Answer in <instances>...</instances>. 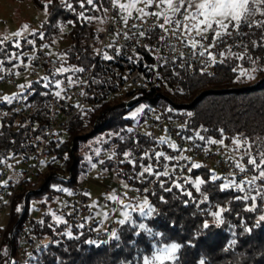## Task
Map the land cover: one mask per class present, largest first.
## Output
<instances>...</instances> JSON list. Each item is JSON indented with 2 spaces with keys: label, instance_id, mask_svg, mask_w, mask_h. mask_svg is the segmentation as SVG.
<instances>
[{
  "label": "trees",
  "instance_id": "obj_1",
  "mask_svg": "<svg viewBox=\"0 0 264 264\" xmlns=\"http://www.w3.org/2000/svg\"><path fill=\"white\" fill-rule=\"evenodd\" d=\"M36 2L45 10L44 4L48 2L44 3L40 0H36ZM73 3L75 4V0H73ZM103 7H108V4L105 2ZM77 11H80V9L77 8ZM45 12L46 18L40 24L41 29L37 30L45 33V39L43 41L37 40L36 47L42 44L48 45L60 39L63 30L52 27L53 24L61 25L63 29L69 25L70 45L64 48V53L67 54L68 59L63 62V66L79 67L91 64L94 60L92 47L100 40L103 33L106 12L103 10L99 12L91 11L89 14L99 17V19L93 20L90 24L78 21L75 14L59 6L58 0H53ZM254 19H264V17L257 15ZM68 21L74 23L69 24ZM241 31L251 32L254 30L242 28ZM255 31L256 34L250 37L251 40H259L260 33L258 30ZM26 49L32 48L29 46ZM233 51L241 53L248 51L256 58V63L250 64L246 61L233 59L226 61L223 65L216 64L214 73L171 71L173 79L182 83L183 92L155 87L131 106H128L125 99H117L114 102L105 101L84 108L76 119L60 131L58 138L52 141L48 156L36 173V176L39 175L43 165H46L48 171L41 183L35 188L25 184L17 190L10 221L0 244V264H141L144 255L150 254L157 246L170 242L182 245V249L178 253L180 256L178 264H199L201 259H204L206 264H264V224L257 228L254 225V218H258V215L264 214V212L245 213L241 211L236 216L225 214L226 222L224 225L219 228L210 226V229L203 230L200 225L205 217L199 214L193 215L197 212V209L192 204L185 206L180 200H177L175 196L178 193H175V189L173 190L175 195L162 192L155 182L147 183L143 180H136L133 169L128 163H120V160L117 161L114 158L111 161L109 160L113 150L120 154L124 149H132L138 157L140 150L135 148L131 139L121 143L118 138L113 137L108 144L103 143V141L99 144L96 143L101 137L107 140L109 133L121 128L132 127L141 148H155L157 151H164L168 155H178L179 152L173 151L167 145L160 146L156 143L159 136L154 129H151L150 132H144L136 127L137 124L146 121V116L141 115L138 118L139 123L132 119H125L131 108L141 101H146L148 103L146 108L148 114L154 115L155 118L159 117L173 121L186 137L193 136L195 131H199L203 127L209 129L208 132L201 131L206 139L211 137L219 140L221 136L217 129H224V136L226 137L231 138L236 134H240L252 140L254 142L253 154H255L256 146L264 141V75L257 81L251 82L247 78H238L237 73L232 71L231 68L233 65H237L239 69L257 63L263 64L264 48L252 49L249 46L248 49L234 48ZM76 55H79V57L76 58ZM31 62L33 63L34 60ZM9 67L11 65H5L6 70ZM56 68L58 67L53 64L43 65V74L32 81L34 90L25 100V104L31 106L29 117L34 121L37 131L40 133L45 132V128L49 123L48 102L54 96L51 93L57 90L53 87L48 95H41L40 93L49 91L43 87L42 77L49 76L51 78L55 74ZM259 69L264 72V68L259 67ZM69 75L71 73L55 77L63 80L62 88L68 84L66 77ZM76 76H78V73H76ZM73 79H75V76ZM0 97H2L1 94ZM168 109H171V111H168ZM189 112L193 115H186ZM0 125H2L0 127V133H2L0 135V158L7 157L6 159L12 165L19 163L24 155V146L29 137L31 124L28 119L23 118L19 125H14L13 117L5 116ZM20 125H25V127H20ZM185 125L187 127H184ZM146 133L151 134V136L145 135ZM122 135L130 136L131 134L122 133ZM170 137L172 136L170 135ZM193 140L206 150L208 148L216 149L220 146L218 144H207L206 141L198 139ZM59 141L63 142L59 143ZM172 141L175 142L173 139ZM175 143L181 149L182 144ZM224 143H231V139H225ZM95 148L101 149L99 157L95 156ZM109 151L110 154L106 153ZM13 154H15L14 158ZM87 156H92V162L99 164L102 169L114 170L120 178L127 182L129 187H147L149 191L142 194L130 191H122L119 194L127 192L128 195H147L150 203L157 208L159 215L147 217L133 212L134 221H128L124 225L118 224L116 229L118 237L114 239L110 235L106 238H94L92 228L96 224L87 225L86 223L85 228L82 230L76 227L79 223L73 224L72 231L74 235L79 236V239H69L60 234L62 231L67 230L65 225L54 226L53 228L47 226L52 222L49 212L44 211L42 215L32 217L31 202L33 200L44 206L53 201L57 214L64 215L67 221L70 217L67 213H71V211H67V208L72 207L73 195L80 193L82 198H85L84 200H88V196L84 195L86 191L82 188L86 174L91 168L89 161L86 159ZM53 158H55L54 162ZM99 161H103V163H99ZM189 161H170L169 168L171 169L177 163L186 165ZM245 161L247 162V157H245ZM161 162H163V158H161ZM144 163L147 164L149 161L145 160ZM151 163L155 167L156 161L152 160ZM137 164H139V160ZM200 164L204 167L193 170L191 173L187 172L179 175V177L191 176L195 178L201 176L207 181L209 170L218 171L208 160L204 159ZM136 171H139L138 167ZM218 175L225 176L227 174L221 173ZM235 176L239 180V174ZM161 179L165 178L161 177ZM180 182L183 183V180ZM53 184L69 188L73 191V195L69 196L67 193L56 191L51 187ZM165 186H168L166 180ZM187 187L193 191L194 197L199 198L191 185ZM205 190L210 196L211 203H221L222 206L234 209L240 208L238 203L228 204V200L233 197V193H220L215 190L212 184L207 183L202 186V191ZM153 191H155V195L151 194ZM160 195L168 200L167 204L159 200ZM181 199L188 198L182 197ZM56 203L62 204V206L57 208ZM65 204L68 206L65 207ZM17 207L21 211L17 212ZM91 213L93 212L91 211ZM241 215L247 226L253 227V232L241 233L239 219ZM40 221H44V223L41 224ZM140 223H146L148 228L152 230L151 234H149L147 228L140 230ZM25 224L26 232L29 235H51L52 240L48 247L41 252L31 250L28 259L19 262L16 246ZM233 239L237 243L235 246H230V241ZM87 240H96L97 244L90 245L86 243ZM103 241H107V243ZM5 248L8 249L7 255L3 254Z\"/></svg>",
  "mask_w": 264,
  "mask_h": 264
},
{
  "label": "snow or ice",
  "instance_id": "obj_2",
  "mask_svg": "<svg viewBox=\"0 0 264 264\" xmlns=\"http://www.w3.org/2000/svg\"><path fill=\"white\" fill-rule=\"evenodd\" d=\"M53 0H48L47 4H44L45 11H47L49 5ZM107 3L111 9H114L116 15L119 17L120 21L124 26V31H117L116 36H123L126 41L134 42L141 48L145 49L148 53L158 51L157 47H150L147 44L140 45V40L147 39L153 40L154 44L175 48V45H171L168 42L170 40H176L182 43L184 46L190 48L192 56H199L202 59L207 57L205 64L209 61L213 64H225L228 60L236 61H246L250 64L256 63V58H254L248 51L243 53L239 51H233L234 48H244L248 49L249 46L252 49L264 48V19H254L257 15L264 17V0H58L59 6L63 7L66 11H69L76 15L78 21L91 23L93 20L99 19V17L90 15L91 11L99 12L103 10L104 12L109 11V7H103L104 3ZM87 6V7H86ZM77 8L80 11H77ZM150 18H154L153 22L149 23ZM133 21L131 25L129 22ZM162 21V22H161ZM69 24L74 23L73 21H68ZM43 27V25H42ZM52 27L63 30V26L53 24ZM30 26L24 24L19 31L12 33V38L9 36L0 37V72L7 71L13 75H19L20 67H27L28 64L25 63L26 52L24 49L31 47L33 52L36 51V41H43L45 39V33L43 31L32 30L28 32ZM242 28L253 29L254 31H241ZM258 30L260 33L259 40H251L250 37L256 34ZM28 32L27 35L25 33ZM235 33V35H233ZM209 34H211V39H209ZM231 41V43H229ZM241 41H244L241 43ZM207 42V44H205ZM49 45L42 44L41 48H48ZM108 48L114 49L115 55H109L108 51L101 52L97 50L96 55L100 56L102 60L113 61L114 59L122 55V50L120 47H116L115 43L109 44ZM223 50H219V49ZM199 49V51H197ZM213 50H218L214 54ZM133 55H127L126 58L130 63H138L143 60V57L136 53L133 49ZM48 55H52L51 52ZM66 55L58 57L61 60V66L55 69V74L50 78L49 76L42 77L44 81L43 87L48 89V92H42L41 95H48L52 88L57 89L52 92L55 97L59 99H64L62 92L64 89L61 87L63 80L56 79L57 75H63L66 73H71L67 76V83L69 85L86 83L80 81L79 76L76 73H84L86 69L84 67H65L63 62L66 60ZM217 55L220 59H217ZM28 61L31 62L36 59L35 54L31 57H27ZM164 59L163 57H157V60ZM15 62V63H14ZM5 65H11V67L5 69ZM163 66V65H161ZM149 71L154 70V66H147ZM232 71L237 73V77H243L247 79H253V73L256 71L255 68L248 70L244 68H239L237 65H233ZM178 75V73H177ZM75 76V79L73 77ZM3 79V76H0ZM126 79V78H125ZM93 83H97L93 79ZM19 88L24 90L19 93H13L10 95H3L0 97V103L7 105H12L14 102H20L27 99L26 93H31L33 89V82L29 81L19 85ZM81 95H84L81 92ZM79 107V105H77ZM145 105L137 107L134 111H131L125 119H132L139 123L138 117L144 112ZM151 110V109H149ZM171 111V109H168ZM0 115L6 116L7 113H0ZM188 116H192L191 112L186 113ZM159 119V117H157ZM2 127V125H0ZM20 127H25V125H20ZM184 127H187L186 125ZM201 131L208 132L209 129L201 128L199 131H195L193 136L183 137L188 140L198 139L200 141H206L207 144H224L225 139H231V143L235 145L233 148L234 152L242 151L238 159L236 157H230L235 169L241 173V177L237 180L234 174H229L221 176L216 174L214 170H209L207 181L201 176H196L192 178L191 176H176L177 167L183 172L184 168L187 167L183 164H174L171 169L169 168L170 161H188L189 157L184 155H168L164 151H157L153 149H143L140 147L139 141L136 140L134 129L132 127L121 128L115 132L108 134V139L104 140L101 137L96 143H110L113 137L119 139L121 143L126 140L131 139L133 145L136 149L140 150V155L137 157L132 149H124L120 152L123 159L120 163H128L135 174L136 180H143L147 183H157L162 192L170 193L175 195L177 200H180L182 204L187 206L192 204L197 212L193 215H202L205 218L202 220L200 228L203 230L210 229V226H215L219 228L225 224V214L236 216L241 211L245 213H260L264 212V141L256 146V152L253 154V144L254 142L249 138H245L240 134H236L231 138L224 136V129H217L220 134L221 139L216 140L211 137H206L201 134ZM122 133L131 134L122 135ZM2 135V133H0ZM145 135L151 136V134L146 133ZM63 141H59L62 143ZM14 143V141H13ZM156 143L160 146L167 145L170 149L177 152H182L179 146L173 142L170 138L161 136L158 138ZM94 153L96 157L101 155V149L95 148ZM15 154H13L14 158ZM117 152L112 151L109 156L111 161ZM247 157L246 164L242 161ZM5 158H0V164L4 163ZM67 158V157H66ZM163 158V162H161ZM86 159L89 161L91 168L95 169L97 163L92 162V156H87ZM139 160V164L137 161ZM147 160L149 163L145 164L144 161ZM152 160L156 161V165L151 163ZM55 158H53V162ZM103 163V161H99ZM11 167V165H8ZM137 167L139 171H136ZM204 165L191 162V166L187 167V171L191 173L193 170H198L203 168ZM252 171L253 175L250 179H244L243 174ZM161 177L165 179H161ZM130 179L132 177H129ZM165 180L168 182V186H165ZM183 180V183L180 181ZM7 181H4L3 186H7ZM207 184H212L216 191L220 193L231 192L233 197L228 200V204H239L240 208L234 209L228 206H222L221 203H211L210 196L207 191H202V186ZM188 185L194 189L195 193L199 195V198L193 196V191L188 189ZM56 191L67 193L69 196L73 195V191L67 187H61L56 184L51 185ZM123 187L127 189L129 186L127 183H123ZM175 189V193L174 190ZM139 191V189H136ZM144 192H148V188L143 189ZM155 195V191L151 193ZM85 196L90 195L85 192ZM128 193L124 192L122 196H127ZM182 197H187L188 199H181ZM106 199L114 204L119 205L123 211L120 215L118 223L120 225L126 224L128 221H134L133 212L140 213L147 217H153L154 215H159L157 208L150 203L147 196L133 205L131 203H125L121 195H117L116 191L113 190L110 195L106 196ZM159 200L165 204L168 200L165 199L163 195L159 196ZM251 201V203H249ZM259 201V203H258ZM65 207L68 205L65 204ZM89 208L98 207L97 203L94 201L92 204L88 205ZM117 209H113L116 211ZM17 212L21 211L19 207L16 209ZM77 211H79L77 209ZM51 216V223L47 226L53 228L54 226L65 225L66 231H62L60 234L66 236L69 239H79L78 235H74L72 231V225L68 224L64 215L57 214V211L49 209ZM71 216L72 213H67ZM108 212L98 211L95 216H103L104 219H108ZM93 219V217L85 218ZM241 222V233H251L253 232V227H248L247 223L244 222L243 216H239ZM39 223L43 224L44 221ZM264 224V214H259L258 218H254L255 227H260ZM85 223H79L76 225L78 229H84ZM234 227V226H233ZM148 230L151 234V228H148L146 223H140L139 229ZM82 234V233H81ZM163 235V234H158ZM111 238H117L118 233L116 231L110 232ZM58 242V241H57ZM107 243V241H103ZM86 243L90 245L97 244L96 240H87ZM237 241L235 239L230 241V246H235ZM182 245L180 243L166 244L163 249H157V251H163L167 255L165 256V261L163 264H178ZM8 249H4V255H7ZM144 264H151V262L145 260ZM199 264H206L204 259L199 261Z\"/></svg>",
  "mask_w": 264,
  "mask_h": 264
},
{
  "label": "built area",
  "instance_id": "obj_3",
  "mask_svg": "<svg viewBox=\"0 0 264 264\" xmlns=\"http://www.w3.org/2000/svg\"><path fill=\"white\" fill-rule=\"evenodd\" d=\"M153 20L154 18H150L149 23L153 22ZM132 22L133 21H130L129 25H131ZM124 30L126 29H124L115 10L109 7V11L105 14V23L101 38L92 47L94 54L93 62L88 65L79 66L86 69L84 73H78L80 81L86 83L74 85L67 84L63 87L64 91L62 92V96L65 97L64 99H59L55 96L50 98L48 102L50 119L44 133L38 132L36 124L30 119L29 113L31 111V106L25 104L26 99L20 102H14L12 105L0 103V113H7L6 116L13 117L14 125H19L23 118L28 119L31 124L29 137L24 146V155L20 160L23 166L18 167L16 164L19 163L12 165L9 163L8 159H4V163L0 165V232L2 237L10 221L13 201L17 190L25 184H28L32 178L36 176L38 169L48 156L52 141L58 138L60 131L67 127L71 121L76 119L84 108L105 101L114 102L117 99H125L128 102L133 98L144 97L147 92L155 87L183 92L184 87L182 83L173 79V73L171 71L177 72L183 70L187 72L202 71L214 73L216 70V64L210 61L205 64L207 57L202 59L198 55L195 57L192 56V50L190 48L174 39L168 42L171 45H175L173 49L171 47L154 44L153 40L142 38L140 40V45L147 44L150 47L158 48V51L148 53L134 42L126 41L122 35L119 37L116 36L117 31ZM233 35H235V33H233ZM209 39H211L210 35ZM113 43H115L116 47L121 48L122 55L120 57L113 61H105L102 60L100 56L96 55L97 50L101 52L108 51L109 55H115L114 49L107 47L109 44ZM229 43H231V41H229ZM241 43H243V41H241ZM205 44H207V42H205ZM133 49L143 57L142 61L130 63L127 60V55L134 54ZM197 51H199V49ZM216 51L218 50H213L214 54ZM34 54L36 56L33 62L34 72L37 68H42L44 64H53L59 67L62 63L60 59L55 58L53 55L49 56L46 49L41 48V45L36 47ZM62 56H65V53L60 57ZM75 57L78 58L79 55ZM157 57H163L164 59L157 60ZM219 58L220 57L217 55V59ZM67 59L68 57L66 55V60ZM148 65L154 66V70L149 71ZM0 76H3V79H0V85H17L18 78L16 75L5 71L0 72ZM93 79L97 81V83H93ZM81 92H83L84 95H81ZM31 93H26L27 98ZM77 105H79V107ZM4 117L5 116L0 115V123ZM145 118L147 122L159 128H165L175 142L190 147L194 153V157L208 160L220 173L229 175L236 170L230 161V157L218 155L214 151L206 150L194 140L183 138L186 136L179 130L173 121L165 118L157 119L152 114H146ZM114 159L118 161L123 159V157L117 154ZM193 161L194 158H192L186 166L190 167ZM8 165H11V167ZM187 167L184 168L183 172H181L178 167L176 170L177 176L187 173ZM4 181L8 182L7 186H3ZM144 188L147 187L130 186L127 189L124 187L120 188L116 192L130 191L142 194L144 193ZM136 189H139V191ZM72 198V215L68 219V224L73 225L83 222L87 225H94L98 219L91 213L88 207V200H84L80 193H76ZM77 209L79 211H77ZM88 217H93V219L86 220L85 218ZM115 224L118 225V221H116ZM92 236L94 238H106L109 237V234L107 232H96L93 227ZM51 240V235H29L26 232L25 224L16 246L18 261H26L31 250L41 252L44 248L48 247Z\"/></svg>",
  "mask_w": 264,
  "mask_h": 264
},
{
  "label": "rangeland",
  "instance_id": "obj_4",
  "mask_svg": "<svg viewBox=\"0 0 264 264\" xmlns=\"http://www.w3.org/2000/svg\"><path fill=\"white\" fill-rule=\"evenodd\" d=\"M40 1L44 3L48 2V0H40ZM45 18H46V12L43 8H41L38 5L36 0H0V37L9 36L10 38H12V33L19 31L24 24H28L30 26V28L28 29V32H31L32 30H36V31L40 30L41 29L40 24ZM69 29H70L69 25L65 26L63 29V34L60 36V39L51 44H48L49 47L45 48L46 51L48 53L51 52L55 58H58L61 55H63L64 48L70 45V38L68 35ZM28 32H26L25 35H27ZM24 51L26 52L25 63L28 64V66L24 68L20 67L19 69H15L16 71H19V75H16L18 78L17 85H10V84L0 85V94L2 96L24 91L19 88L20 84L27 83L29 81L38 79L39 76L43 74L42 68H37L36 71L33 72L32 71L33 63L29 62L27 59V57H31V55L34 54L33 49H25ZM259 67L264 68V63L263 64L257 63L256 65H253L250 67L246 66L242 68L248 69V70H251L253 68L256 69V71L253 73L254 78L249 79L251 82H254L260 79L264 75V72L261 69H259ZM141 105L148 106V103L146 101H141L137 103L133 108H131L128 111L127 115L131 111H134L137 107ZM146 108L147 107H145V110L141 115L146 116V114H148V111L146 110ZM136 127L139 130L144 131V132H150L151 129H154L159 137L164 136L170 139L172 138L167 133L165 128H159L147 121L137 124ZM218 145H220L219 148H216V149L208 148V150L214 151L218 155H221V156H227V157L234 156L237 159L241 155H243L242 151H238V152L233 151V148L235 147V145H233L232 143H228V144L224 143L223 145L221 144H218ZM181 149L185 151L179 152L178 155L182 154L184 156H187L190 158V160L194 158V162H197V163H201L202 161H204V159L202 158L194 157V153L190 147L182 144ZM106 153L110 154V151ZM242 162L246 164L245 160ZM22 166H23V163L19 162L18 167H22ZM47 171L48 170L46 168V165L44 164L42 167L41 173L37 175L36 177H34L33 180H31V182H29L26 185H29L31 188L37 187L41 183ZM216 174H221V173L216 171ZM233 174L234 175L239 174V177H241L242 175L241 173H239L237 169L235 170ZM252 175H253V172L249 171L246 174H243V178L250 179ZM123 183H127V182L124 179L120 178L114 172V170H104L99 166V164H97V167L95 169L90 168L89 172L86 174V177L82 183V188H84L85 191L90 194L88 195L89 205L92 204L94 201L98 205V207L90 208V210L93 212L94 215L98 211H106L109 214L108 219H104L103 216H96L98 219V222H96L95 223L96 225L94 226V230L96 232H99V233L107 232L110 235L111 231H116L117 224H115V222L119 221V219L122 218L120 213L121 211H123V209L119 205L108 201L106 199V196L110 195L113 190L117 191L118 189L123 188ZM108 191H111V192H108ZM117 195H120V194L117 193ZM145 196L147 195L143 194L140 196H135L134 194L132 195L130 194L127 196H122L121 194V198L124 199V202L126 204L131 203L133 205H135L138 202V200L142 201ZM31 203H32V211H31L32 217H38L42 215V212L44 211L49 212V209L53 211H57L54 208L53 201L48 202L47 206L42 205L40 202L36 200H33ZM55 206L57 208H60L62 204L56 203ZM114 208L117 210L113 211ZM67 211L70 212L71 207H68ZM1 237H2V234L0 232V244L2 243V240H3V237L2 238Z\"/></svg>",
  "mask_w": 264,
  "mask_h": 264
},
{
  "label": "clouds",
  "instance_id": "obj_5",
  "mask_svg": "<svg viewBox=\"0 0 264 264\" xmlns=\"http://www.w3.org/2000/svg\"><path fill=\"white\" fill-rule=\"evenodd\" d=\"M175 242H170L166 244H171ZM165 247V244L157 246L156 249H154L150 254L144 255L142 258V264H144L145 260L151 262V264H163L165 261V256L167 255L163 251H157V249H163Z\"/></svg>",
  "mask_w": 264,
  "mask_h": 264
},
{
  "label": "water",
  "instance_id": "obj_6",
  "mask_svg": "<svg viewBox=\"0 0 264 264\" xmlns=\"http://www.w3.org/2000/svg\"><path fill=\"white\" fill-rule=\"evenodd\" d=\"M140 98H133L127 102L128 106L135 104Z\"/></svg>",
  "mask_w": 264,
  "mask_h": 264
}]
</instances>
